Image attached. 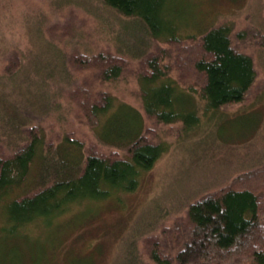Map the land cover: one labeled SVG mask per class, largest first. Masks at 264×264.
Segmentation results:
<instances>
[{
  "label": "trees",
  "instance_id": "trees-1",
  "mask_svg": "<svg viewBox=\"0 0 264 264\" xmlns=\"http://www.w3.org/2000/svg\"><path fill=\"white\" fill-rule=\"evenodd\" d=\"M179 1L186 3L100 0L127 19L111 35L115 50L84 33L89 19L73 9L61 19L38 17L32 31L41 44H33L36 48L0 46V240L27 244L35 232L25 230L27 224L65 222L78 210L58 217L74 203H84L81 211L136 189L140 174L168 146L157 139L150 122L182 137L204 125L209 114L264 96L254 51L239 47L246 33H234L230 22L199 26L198 19L183 21L172 6ZM100 19L105 28L106 19ZM44 22L48 38H43ZM181 23L198 30L182 34ZM127 73L136 81L138 105L94 86L127 80ZM60 108L75 112L91 130L94 144L64 131L46 139L40 123ZM239 113L256 116L247 123L249 130L260 119L251 110L224 119ZM35 118L38 123L32 122ZM248 167L181 203V212L159 234H144L148 229L135 225L122 237L113 264H264V161ZM88 216L85 220L93 217ZM6 254L0 264H9Z\"/></svg>",
  "mask_w": 264,
  "mask_h": 264
},
{
  "label": "rangeland",
  "instance_id": "rangeland-1",
  "mask_svg": "<svg viewBox=\"0 0 264 264\" xmlns=\"http://www.w3.org/2000/svg\"><path fill=\"white\" fill-rule=\"evenodd\" d=\"M56 1L58 2V0H9L13 9L11 18L4 17L3 11L0 10V39L3 40L0 41V46L24 49L41 45L36 43V38L32 34L37 28L36 21L40 19L38 17L43 19L45 14L58 18L73 9L79 16H86L89 19L86 27L82 28L84 33L90 32L92 34L90 38L96 40L99 46L115 50L111 35L127 22L126 18L103 6L100 0H61L58 6ZM185 1L186 3L174 2L172 5L183 21L198 19L199 26L213 21L230 22L234 33L240 30L246 33L245 40L237 43L242 50L254 51V62L259 69L258 81L263 84L260 89L264 90V45H261L264 40V0ZM55 8L57 10L53 14ZM101 17L107 21L105 28ZM41 27L44 30L43 38H48L46 33L49 32L45 29L49 25L44 22ZM178 29L182 34L198 30L193 24L182 23ZM86 38L89 39L87 36ZM88 43L91 46V42ZM99 46H96L97 50L101 49ZM130 65L132 72L135 67L133 63ZM130 73H127V80H119L114 85L94 82V86L108 88L117 98L138 105V95L135 92L137 85ZM19 96L18 94L17 97ZM62 103L66 104L65 101ZM244 110L259 114L258 123L254 126L249 125L252 126L251 130L247 128V123H251L252 119L256 120L254 114L239 113L224 119L229 113ZM1 111L0 106V114ZM208 116L203 118L204 125L188 135L179 136L180 138L167 132V126L150 122V127L157 130V139H162L168 146L154 165L140 174V182L136 189L102 200L95 205H88L81 211L79 209L84 203H74L63 212L64 215L57 216L61 220L78 210L65 222L61 220L51 226L42 222L39 225L27 224L25 230L31 234L35 231L31 239L27 244L22 242L20 245L15 241L7 244L8 240H0V258H4L3 253L7 252L6 255L9 256H5V259L9 264H13L14 260H17L18 264H113L122 237L134 232L135 225L148 229L144 234L149 232L159 234V228L171 223L181 212V203L227 183L243 168L264 161V96L251 100L244 107L234 106ZM217 117L220 119L215 121ZM32 122L39 121L35 118ZM241 124H246V128H239ZM40 125L44 127L46 139L61 135L64 131L73 132L77 137L84 138L87 145L94 144L91 130L79 121L73 110L67 112L60 108V111L45 116ZM1 134L0 130V138ZM3 138L5 141L6 137ZM95 209L96 215L93 216ZM88 215L93 217L85 220ZM61 222L64 225L60 228ZM65 223H68L69 227H66ZM67 232L70 234L66 235ZM140 243L139 240L137 242L139 250ZM12 250L15 254L11 253Z\"/></svg>",
  "mask_w": 264,
  "mask_h": 264
},
{
  "label": "clouds",
  "instance_id": "clouds-1",
  "mask_svg": "<svg viewBox=\"0 0 264 264\" xmlns=\"http://www.w3.org/2000/svg\"><path fill=\"white\" fill-rule=\"evenodd\" d=\"M0 10L3 11V15L6 18H11L13 15L12 5L9 3V0H0Z\"/></svg>",
  "mask_w": 264,
  "mask_h": 264
}]
</instances>
